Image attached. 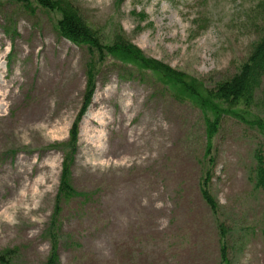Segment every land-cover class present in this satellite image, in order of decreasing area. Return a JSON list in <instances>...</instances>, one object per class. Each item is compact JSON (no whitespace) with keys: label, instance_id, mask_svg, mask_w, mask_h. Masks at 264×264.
<instances>
[{"label":"rangeland","instance_id":"rangeland-1","mask_svg":"<svg viewBox=\"0 0 264 264\" xmlns=\"http://www.w3.org/2000/svg\"><path fill=\"white\" fill-rule=\"evenodd\" d=\"M68 1L107 41L120 28L209 89L236 74L264 34V0ZM61 16L37 0H0V85H10L0 105V255L44 264L57 222L60 264H264L261 90L249 108L216 102L217 119L158 73L124 71L105 54L79 123L75 195L57 206L95 58L59 33ZM207 171L215 210L201 193Z\"/></svg>","mask_w":264,"mask_h":264},{"label":"trees","instance_id":"trees-1","mask_svg":"<svg viewBox=\"0 0 264 264\" xmlns=\"http://www.w3.org/2000/svg\"><path fill=\"white\" fill-rule=\"evenodd\" d=\"M13 1L27 4L31 0ZM37 1L48 9L59 10L62 13L57 24L59 33L75 44L87 47L88 51L95 57L89 63L90 75L88 76L84 107L72 126L70 141L66 144L68 146L62 163L57 206H59L58 202L61 196L75 195V189L71 183V173L77 152L79 123L82 116L87 112L94 95L97 82L95 77L96 73L99 72L98 70L96 72V63L101 62L105 54H111L121 59L125 64L122 67L124 71H130L126 66L134 64L140 70L149 69L158 73L161 79L167 81L172 87L177 88L180 94H185V96L183 95L184 97H188L195 103L198 102L201 107L213 109L217 119L224 109H219L216 102L229 106L240 104L249 108L256 103L255 97L258 90H261L259 104L264 110V34L253 44L248 59L241 65L239 71L230 78L219 82L214 88L209 89L185 73L174 71L168 64L145 55L120 28L115 30L112 42L107 41L102 29L88 21L79 7L72 2L68 0H55L56 2L54 0ZM124 1L126 0H120L121 3ZM201 91H204V94H201ZM212 103H214L215 107ZM258 124L264 134V120H260ZM213 125H210L211 129ZM207 173L208 171L201 181V193L207 204L215 210L218 207V202L210 190V177ZM256 185L264 188V160L261 157L258 158L256 166ZM52 225V250L44 264H60L58 224L53 222ZM223 261L228 263L227 257H223ZM0 262L9 264L6 255H0Z\"/></svg>","mask_w":264,"mask_h":264},{"label":"bare ground","instance_id":"bare-ground-1","mask_svg":"<svg viewBox=\"0 0 264 264\" xmlns=\"http://www.w3.org/2000/svg\"><path fill=\"white\" fill-rule=\"evenodd\" d=\"M10 88V85L9 84H6V83H3L0 85V105L3 104V100L6 99V94L8 91L7 89ZM122 106L126 109V111L123 113L124 116L128 115L129 113V109H130V105H129V102L128 101H125V100H122ZM43 110L41 108V110L39 111V113H41ZM130 142L132 144H135L136 143V140L134 139V136H132V138L130 139Z\"/></svg>","mask_w":264,"mask_h":264}]
</instances>
